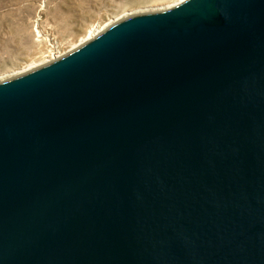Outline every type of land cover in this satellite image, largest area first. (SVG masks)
Instances as JSON below:
<instances>
[{"label":"water","instance_id":"obj_1","mask_svg":"<svg viewBox=\"0 0 264 264\" xmlns=\"http://www.w3.org/2000/svg\"><path fill=\"white\" fill-rule=\"evenodd\" d=\"M164 7L0 81V264H264V0Z\"/></svg>","mask_w":264,"mask_h":264},{"label":"rangeland","instance_id":"obj_2","mask_svg":"<svg viewBox=\"0 0 264 264\" xmlns=\"http://www.w3.org/2000/svg\"><path fill=\"white\" fill-rule=\"evenodd\" d=\"M174 1L0 0V77L21 71L22 64L40 55L46 48L41 38L49 37V42L59 43L58 49L66 50L100 20L113 21Z\"/></svg>","mask_w":264,"mask_h":264},{"label":"bare ground","instance_id":"obj_3","mask_svg":"<svg viewBox=\"0 0 264 264\" xmlns=\"http://www.w3.org/2000/svg\"><path fill=\"white\" fill-rule=\"evenodd\" d=\"M183 1L184 0H176L172 4L165 5L166 7H164V9L170 8V7L174 6V5H176L177 3H179V2L181 3ZM160 9H163V8H160ZM160 9L158 8L155 11H158ZM144 12H149V10L148 11H144ZM140 13H142V11ZM119 19H121V18H119ZM119 19H115V20L112 21L109 18H107V21L109 20L108 22L104 23V21L100 20L96 24H92L86 30L85 33H83L82 35L79 36V38L77 39L78 42H76L75 44H73V46L71 48L66 49V50L65 49L64 50L58 49V47H60L59 43L56 42V41H53V43L49 42V37L41 38V40H45V42H46L45 50L42 51L40 55H38L35 58H33L30 62L28 61L27 63L22 64L23 66H21V69H22L21 71L19 70V71H15L13 73L6 72L5 75L0 77V81L7 80V79H9L11 77H14V76L18 75V74H21V73L26 72L28 70H31L33 68H36V67L44 65L46 63H49V62L57 59L58 58L57 56H59V57L63 56L64 54L70 52L71 50L77 48L78 46H80V45L84 44L85 42L89 41L90 39L94 38L96 35H98L101 32H103L106 28L111 26L113 23H115ZM38 36H41V35L38 34Z\"/></svg>","mask_w":264,"mask_h":264},{"label":"built area","instance_id":"obj_4","mask_svg":"<svg viewBox=\"0 0 264 264\" xmlns=\"http://www.w3.org/2000/svg\"><path fill=\"white\" fill-rule=\"evenodd\" d=\"M57 54V53H56ZM59 58V56H57Z\"/></svg>","mask_w":264,"mask_h":264}]
</instances>
